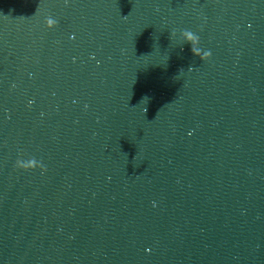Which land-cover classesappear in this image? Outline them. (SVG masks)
Masks as SVG:
<instances>
[{
  "label": "water",
  "instance_id": "1",
  "mask_svg": "<svg viewBox=\"0 0 264 264\" xmlns=\"http://www.w3.org/2000/svg\"><path fill=\"white\" fill-rule=\"evenodd\" d=\"M0 264H264V0H0Z\"/></svg>",
  "mask_w": 264,
  "mask_h": 264
},
{
  "label": "clouds",
  "instance_id": "2",
  "mask_svg": "<svg viewBox=\"0 0 264 264\" xmlns=\"http://www.w3.org/2000/svg\"><path fill=\"white\" fill-rule=\"evenodd\" d=\"M53 23H54V21L51 18H47V21H46L45 24H46L47 28L51 29ZM56 23L57 22L55 21V24ZM182 31L187 37H191L192 36V31L191 30L185 29V30H182ZM174 33H175V30L171 33V35L173 36ZM193 51H194V54L199 55V52L196 49H193ZM210 57H211V52L205 51L204 55L201 56L200 59L203 61V60H208ZM16 167L21 169V170H24V171L35 170V169H28L26 167H23V166L19 165L18 161L16 162ZM43 171H46V169L45 168L41 169V172H43Z\"/></svg>",
  "mask_w": 264,
  "mask_h": 264
}]
</instances>
